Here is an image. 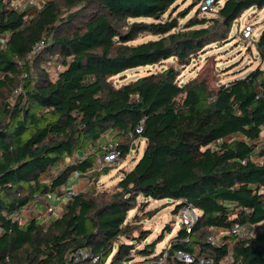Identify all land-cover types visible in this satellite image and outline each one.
Listing matches in <instances>:
<instances>
[{"label":"trees","instance_id":"trees-1","mask_svg":"<svg viewBox=\"0 0 264 264\" xmlns=\"http://www.w3.org/2000/svg\"><path fill=\"white\" fill-rule=\"evenodd\" d=\"M179 1L50 0L14 10L13 0H0V35L8 37L0 49V264H132L131 254L157 263L163 253L165 264H185L178 252L190 264H264V27L259 65L243 78L217 89L203 75L180 80L228 38L243 9L264 0H231L238 8L210 18H198L197 8L183 24L194 3L176 13ZM168 60L175 66L113 82ZM111 130L120 159L144 140L132 169L113 186L77 194L46 226L18 219L48 196L61 198L73 173L93 166L100 150L83 157L88 146ZM138 198L171 200L175 215L190 204L200 217L156 254L172 223L146 244L144 223L157 211H144ZM235 225L242 238L230 233ZM215 233H223L217 246L209 242ZM77 252L87 257L75 262Z\"/></svg>","mask_w":264,"mask_h":264},{"label":"rangeland","instance_id":"rangeland-1","mask_svg":"<svg viewBox=\"0 0 264 264\" xmlns=\"http://www.w3.org/2000/svg\"><path fill=\"white\" fill-rule=\"evenodd\" d=\"M192 3H194L193 9L183 19L181 18L179 20L180 24H183L195 16L200 2L197 0H180L178 2L176 13L183 11ZM215 3L216 0H214L213 11L211 13L202 15L197 12V17H213L215 12H217L220 7L224 8L226 13H229L230 11L233 12L234 9L238 8L236 6V2L231 0H219L217 4ZM246 25H250L253 28V37L251 38L243 36L242 30ZM263 27L264 5L262 8H258L257 5L247 6V8L242 10L240 17L234 21L232 31L228 38L225 41L209 46L182 72L180 80L187 81L191 78H197L200 75H203L207 80L209 88L217 89L221 84H226L227 82L237 78H243L259 65L257 51L255 48V40L262 31ZM144 39L146 38H141L139 41ZM169 66H175L173 60H168L159 65L132 69L113 78V82L116 86L127 84L128 82L143 77L148 73L161 71ZM58 68V66L53 64L51 68V75L57 72ZM261 68L264 69V65H261ZM133 144L136 148L133 145L126 158L116 161L110 166L108 172H102L92 183V189L90 190L93 192H99L105 187L113 186L121 179L122 175L120 171L122 169L125 171L132 169L143 154L145 142L143 139H139L133 141ZM85 185L87 186V182ZM143 201L146 202L144 211H157V213L150 220H146L144 223L145 227L151 230V235L147 238L146 244L154 241L165 226L172 223L171 233L165 234L163 240L155 246V253L159 254L180 229V216L173 213L175 204L171 200L163 199L155 201L152 199L138 198L139 204ZM135 213L136 211L133 210L129 215V219H131ZM23 214L26 217L32 218V211L23 212ZM214 236L219 238L220 234L215 233ZM128 261L132 264L151 263L142 260L140 261L134 254H131Z\"/></svg>","mask_w":264,"mask_h":264},{"label":"built area","instance_id":"built-area-1","mask_svg":"<svg viewBox=\"0 0 264 264\" xmlns=\"http://www.w3.org/2000/svg\"><path fill=\"white\" fill-rule=\"evenodd\" d=\"M16 2V0H14ZM13 1V2H14ZM27 3L23 7H26L28 5L34 6V0H26ZM213 3L214 0H202L199 4L198 9L200 10L201 14H208L213 11ZM22 7V8H23ZM12 8L14 10H20L21 7L18 6L17 3H14L12 5ZM243 36L251 38L253 37V28L250 25L244 26L243 30ZM8 40V37L1 36L0 35V49H3L5 47V44ZM45 46V41L41 40L38 43L34 44L30 50L29 57H32L39 53ZM142 129L141 127H138L136 130V133H141ZM130 138H132V135H129ZM134 145V144H133ZM135 146V145H134ZM99 152L96 154V157L94 159L93 166L87 170L84 174H80L79 172H74L71 176V179L67 185V188L64 190L63 196L61 198L56 199V203L52 206H49L47 208V213L51 218H58L60 215V211L63 209V207L68 203V201L72 200L73 197H75L79 193L87 192L85 191H79L76 187V185L73 183V180L84 178L87 182L88 189H92V183L99 177V175L108 167L113 165L116 161L120 159L121 151L119 148L118 143H114L113 141H107L105 144L98 146ZM95 152V151H94ZM93 153V152H91ZM89 191V190H88ZM52 201V197L48 196L44 199H42V202L34 203L30 205L25 211L23 212H30L32 211V208H34L38 204H46L47 202ZM48 206V205H47ZM23 212L20 214L18 219L20 220H27L32 218H24L25 215ZM178 215L180 216V223L183 229L187 233L190 232V229L193 227V225L198 221L200 217V211L197 210L195 207H193L190 204H186L182 206V208L179 210ZM49 220L45 222L42 226H46L48 224ZM231 234H234L240 238L244 236V229L238 225H235L231 231ZM221 236V235H220ZM210 244L212 245H219V238L217 236H213L209 240ZM87 256L83 252H77L74 254V261L78 262L79 260L85 259ZM167 255L166 253H163V255L159 258V261L157 263H150V264H165L166 263ZM175 258L182 261L185 264L192 263V259L189 256L184 255L181 252H178L175 255ZM96 259H94L93 262H95ZM198 264H213L212 260L200 258L198 260Z\"/></svg>","mask_w":264,"mask_h":264},{"label":"crops","instance_id":"crops-1","mask_svg":"<svg viewBox=\"0 0 264 264\" xmlns=\"http://www.w3.org/2000/svg\"><path fill=\"white\" fill-rule=\"evenodd\" d=\"M14 1V0H13ZM50 0H34V5L36 7H41L44 3L48 2ZM14 3H17L18 6L22 7L24 5H26L27 1L26 0H16V2L14 1ZM116 132L115 131H108L105 135H103L101 137V139L99 141H97L94 145H89L87 148V151L83 154V157L86 156L87 153H91L94 152L96 150V148L100 145L105 144L107 141H113L114 143H116V137H115ZM258 146L261 147L264 145V129L262 130L261 134H260V138L257 142ZM136 147V146H135ZM73 183L76 185L77 189L79 191H88L90 189H88V187L85 185L86 183V179L84 178H79L76 180H73ZM84 189V190H83ZM56 203V198L52 197V201L47 202L46 204H38L36 205L34 208H32V219H35L37 221V223L39 225H43L45 222H47L48 220L50 221L52 218L48 215L47 213V208L49 206H52ZM48 205V206H47ZM24 218H29V217H24ZM261 227L258 228V230ZM222 237L223 233H219Z\"/></svg>","mask_w":264,"mask_h":264}]
</instances>
